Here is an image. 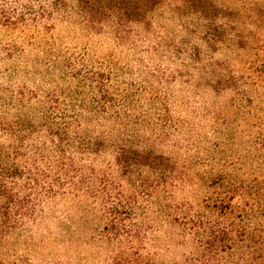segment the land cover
Returning a JSON list of instances; mask_svg holds the SVG:
<instances>
[{
	"label": "rangeland",
	"instance_id": "1",
	"mask_svg": "<svg viewBox=\"0 0 264 264\" xmlns=\"http://www.w3.org/2000/svg\"><path fill=\"white\" fill-rule=\"evenodd\" d=\"M0 151V264H264V0H0Z\"/></svg>",
	"mask_w": 264,
	"mask_h": 264
},
{
	"label": "trees",
	"instance_id": "2",
	"mask_svg": "<svg viewBox=\"0 0 264 264\" xmlns=\"http://www.w3.org/2000/svg\"><path fill=\"white\" fill-rule=\"evenodd\" d=\"M13 153H14V155H16V154H18V149L17 148H14L13 147ZM1 157H2V154H1V151H0V159H1ZM4 193V192H3ZM3 193H0V197H2L1 195L3 194Z\"/></svg>",
	"mask_w": 264,
	"mask_h": 264
}]
</instances>
